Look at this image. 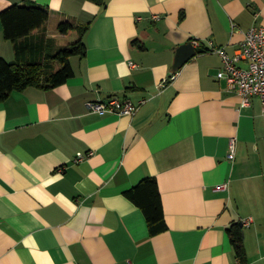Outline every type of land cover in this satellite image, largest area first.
Here are the masks:
<instances>
[{"label":"crops","instance_id":"1","mask_svg":"<svg viewBox=\"0 0 264 264\" xmlns=\"http://www.w3.org/2000/svg\"><path fill=\"white\" fill-rule=\"evenodd\" d=\"M31 4L50 10L36 36L58 48L59 24L91 26L65 84L0 102V264H238L234 224L248 263L264 264L262 103L240 107L211 51L233 56L264 28V0H0V13ZM189 43L198 54L174 71ZM0 58L16 62L2 28ZM113 96L141 108L130 117L88 107ZM147 178L168 227L156 236L125 196Z\"/></svg>","mask_w":264,"mask_h":264},{"label":"trees","instance_id":"2","mask_svg":"<svg viewBox=\"0 0 264 264\" xmlns=\"http://www.w3.org/2000/svg\"><path fill=\"white\" fill-rule=\"evenodd\" d=\"M106 8L107 0H87ZM50 18V10L37 5H16L0 13V30L4 38L13 43L16 62L9 63L0 58V102L10 98L14 92H23L37 87L45 90L65 84L74 72L70 59L84 57L87 47L84 36L91 23L79 26L61 23L58 30L62 35L78 33L80 38L69 48H58L46 35L36 36L45 28ZM125 196L144 214L151 236L164 233L165 222L162 198L157 180L147 178L136 187L125 192ZM238 264H249L244 245V227L234 224L228 229Z\"/></svg>","mask_w":264,"mask_h":264},{"label":"built area","instance_id":"3","mask_svg":"<svg viewBox=\"0 0 264 264\" xmlns=\"http://www.w3.org/2000/svg\"><path fill=\"white\" fill-rule=\"evenodd\" d=\"M196 46L198 41L194 42ZM212 52L220 55L223 68L218 73L219 80H225L230 92L236 93L240 99V107L251 106L252 99L258 97L262 103V114L264 116V28L255 26L247 33L244 42L241 44L235 55H229L224 48H211ZM241 62L248 64L247 68L239 66ZM143 104V103H142ZM90 110L98 114H117L120 116L134 117L141 108V105L134 104L129 99H121L117 96L107 100H98L88 104ZM235 140L231 144V155L233 157ZM87 156L79 155L76 163L85 160ZM225 187H218L216 190H226Z\"/></svg>","mask_w":264,"mask_h":264},{"label":"water","instance_id":"4","mask_svg":"<svg viewBox=\"0 0 264 264\" xmlns=\"http://www.w3.org/2000/svg\"><path fill=\"white\" fill-rule=\"evenodd\" d=\"M198 52L194 48L192 43L181 46L176 55V61L174 64V71L180 70L188 61L194 58Z\"/></svg>","mask_w":264,"mask_h":264},{"label":"rangeland","instance_id":"5","mask_svg":"<svg viewBox=\"0 0 264 264\" xmlns=\"http://www.w3.org/2000/svg\"><path fill=\"white\" fill-rule=\"evenodd\" d=\"M52 31L56 32L55 29H52ZM76 40H78V34L72 33L70 35H67L66 37L61 38V41H62L61 45L66 49V48H69V46L73 44Z\"/></svg>","mask_w":264,"mask_h":264}]
</instances>
